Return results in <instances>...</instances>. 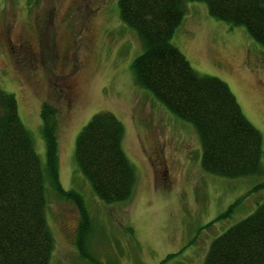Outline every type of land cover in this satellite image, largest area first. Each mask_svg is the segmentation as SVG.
Masks as SVG:
<instances>
[{
  "label": "rangeland",
  "instance_id": "obj_1",
  "mask_svg": "<svg viewBox=\"0 0 264 264\" xmlns=\"http://www.w3.org/2000/svg\"><path fill=\"white\" fill-rule=\"evenodd\" d=\"M184 5L170 39L199 74L229 84L261 132L264 166V44L243 24L210 15L204 0ZM118 7L117 0H0V87L15 95L41 162L40 106L53 108L58 180L82 196L79 203L44 188L54 245L48 264H202L214 236L264 199V167L239 176L205 171L196 126L134 82L130 62L143 44ZM103 109L121 121L120 145L136 171L126 200L100 199L76 166V134Z\"/></svg>",
  "mask_w": 264,
  "mask_h": 264
},
{
  "label": "trees",
  "instance_id": "obj_2",
  "mask_svg": "<svg viewBox=\"0 0 264 264\" xmlns=\"http://www.w3.org/2000/svg\"><path fill=\"white\" fill-rule=\"evenodd\" d=\"M204 1L210 15L243 24L252 38L264 44V0ZM117 3L122 21L133 26L143 44L130 62L134 82L196 126L205 171L224 176L259 174L264 167L261 132L245 118L229 84L214 74H199L170 39L185 13V0ZM14 96L0 87V264H48L54 245L44 212V188L79 203L82 196L74 188H62L58 180L53 108L47 101L40 106L46 145L41 162ZM79 130L74 139L78 171L100 199L126 200L133 194L136 171L120 145L121 121L103 109L92 113ZM208 248L202 264H264V199L214 236Z\"/></svg>",
  "mask_w": 264,
  "mask_h": 264
}]
</instances>
